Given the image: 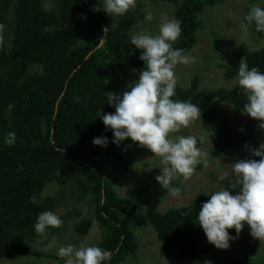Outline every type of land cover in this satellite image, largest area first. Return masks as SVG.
<instances>
[{
    "label": "trees",
    "instance_id": "1",
    "mask_svg": "<svg viewBox=\"0 0 264 264\" xmlns=\"http://www.w3.org/2000/svg\"><path fill=\"white\" fill-rule=\"evenodd\" d=\"M52 1L54 6L47 9L44 0H0V260L35 258L65 264L57 249L46 253L35 246L38 238L51 239L60 228H49L41 235L34 225L43 211L58 215L64 191L55 193L52 187H66L92 203V217L83 218L73 229L84 237L93 221L98 223L102 235L94 246L112 253L105 264L136 259V229L147 223L154 226L163 255L178 263L202 264L205 259L215 264L264 263V249L257 256L243 257L208 242L198 212L209 194L200 192L189 208L165 213L135 202L134 195L144 190L135 189L126 197L118 194L116 178L104 166L128 171L132 154L126 146L111 142L113 132L101 116L115 112L107 93L122 97L112 78L131 75L138 80L139 71L146 67L141 50L131 43V31L145 14L138 6L111 19L99 0ZM225 1L181 0L174 18L181 21L182 32L173 47L186 53L194 49L204 28L202 15ZM258 35L264 39V32ZM244 59L250 68L264 72V45L246 50ZM221 67L226 69L225 79H237L238 65ZM173 99L190 100L201 109V125L217 137L213 157L240 151L250 142L258 147L264 144V134L244 135L216 109L219 101L244 113L247 96L238 82L232 88H204L196 73L188 87L178 81ZM9 132L16 134L13 145L5 143ZM100 136L108 138L107 147L94 146L93 139ZM173 185L180 188L181 183ZM33 196L38 203L31 202ZM84 211L74 208L60 218L65 222Z\"/></svg>",
    "mask_w": 264,
    "mask_h": 264
},
{
    "label": "clouds",
    "instance_id": "2",
    "mask_svg": "<svg viewBox=\"0 0 264 264\" xmlns=\"http://www.w3.org/2000/svg\"><path fill=\"white\" fill-rule=\"evenodd\" d=\"M99 3L103 11L114 18L126 15L135 7V0H99ZM93 10L99 12L101 8L94 7ZM244 19L243 31L247 32L254 23L256 31L264 32V8L251 7ZM145 20L152 21V14L147 13ZM181 32V21L173 18L160 25L158 34L142 31L131 36V43L141 50L140 60L146 67L139 71V79L122 97L106 94L108 104L115 107V112H102L101 116L104 125L113 132V144L119 147L130 138L161 158L164 166L159 168L161 174L156 176V181L173 198L181 194V189L173 185V179L180 175L189 178L198 165L207 168L209 157V153L198 146L206 142L205 136L172 135L202 119L201 109L190 100L173 99L178 84L177 66L195 62L191 54L173 47ZM237 72L238 84L247 96L244 113L261 122L259 126L264 129V72L250 68L245 59ZM15 141V132H9L5 143L13 145ZM108 143L105 136L93 139L94 146L107 147ZM253 155L259 160H237L230 165L234 177L232 187L238 186L239 193L233 195L229 187H222L212 192L210 199L199 209V227L217 249H229L245 225L250 227L254 239L264 242V144L258 150L254 149ZM44 195L41 193V199ZM31 202L39 201L33 196ZM62 224L63 220L55 212L43 211L38 215L34 229L43 235L49 228H59ZM230 229H235L236 236L230 235ZM57 255L66 258L65 264H105L112 257L111 252L99 246L74 248L71 244L59 248Z\"/></svg>",
    "mask_w": 264,
    "mask_h": 264
},
{
    "label": "rangeland",
    "instance_id": "3",
    "mask_svg": "<svg viewBox=\"0 0 264 264\" xmlns=\"http://www.w3.org/2000/svg\"><path fill=\"white\" fill-rule=\"evenodd\" d=\"M44 2L47 9L54 6L52 0H44ZM180 2L181 0H135L133 9L142 6L143 13L145 15L151 13L153 20L150 22L146 21L145 18L138 20L131 31V36L142 31L153 35L158 34L160 25L174 18L175 8ZM253 6L264 8V0L256 3H249L247 0H226L215 8L206 9L202 15L204 28L198 33V43L188 53L195 57V62L189 65H178L176 68V75L182 86L188 87L196 73L200 75L201 86L204 88H232L236 85L238 82L236 78L231 81L224 78L226 69L222 68L221 65L239 66L244 60L246 50H257L264 45V39L259 37L252 25L248 27L247 32L241 28V24L246 23L244 18L247 10ZM109 16L114 19L110 14ZM112 80L114 89L122 96L125 91L130 90L129 86L137 81L131 75L127 77L116 75ZM215 105L217 111L229 116L244 135L264 134V129L259 126L261 122L248 114L238 112L230 105L219 101ZM172 135L205 136L206 142L199 147L209 153L208 167L196 166L195 172L187 179L182 175L175 177L172 183L175 184L180 181L181 194L173 198L156 181V176L161 174L159 168L164 166L161 158L155 157V154L149 149L129 138L121 142V145L126 146L131 151L130 169L124 171L114 168L110 164L104 166L108 171H112V177L116 178L115 188L120 196H130L135 189L144 190L141 194L134 195L135 202L142 207H157L161 213H165L171 208H189L200 192L210 195L222 187H229L233 195L239 193L238 186L232 187L234 177L230 165L237 160L255 159L253 150H258L259 147L254 142L244 145L240 151L227 150L217 158L213 157L211 153L217 137L201 125L200 119L193 121L187 128L182 127L179 132ZM52 189H55V193L60 189L64 191V200L58 206L57 211L60 217L74 208L83 207L85 211L82 216L69 217L70 219L63 222L59 227L60 231L53 238L49 239L47 235L38 238L35 246L46 253H53V250H58L69 244L73 245L74 248L94 246L95 241L100 239L102 235L95 220L90 231L84 237H80L73 229L74 225L83 218L92 217L94 211L92 203L89 201L88 204V199H82L66 187H52ZM250 231V227L245 225L227 250L236 253L238 256H257L258 252L264 249V242L254 239ZM229 232L230 235L236 236L235 229H230ZM136 235L139 244L137 258H128L123 264H192L190 262L178 263L174 259L164 256L161 243L158 241L156 230L152 224L147 223L138 226ZM209 262L215 264L209 259H205L202 264H209ZM0 264H55V262L46 259L24 258L3 259L0 260Z\"/></svg>",
    "mask_w": 264,
    "mask_h": 264
}]
</instances>
